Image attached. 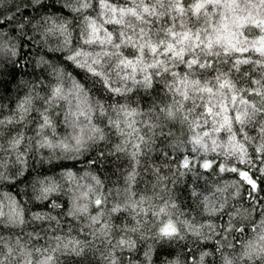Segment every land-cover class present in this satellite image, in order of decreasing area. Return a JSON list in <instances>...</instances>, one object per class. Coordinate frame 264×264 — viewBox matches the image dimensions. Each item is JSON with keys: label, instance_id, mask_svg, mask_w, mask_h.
Instances as JSON below:
<instances>
[{"label": "snow or ice", "instance_id": "snow-or-ice-1", "mask_svg": "<svg viewBox=\"0 0 264 264\" xmlns=\"http://www.w3.org/2000/svg\"><path fill=\"white\" fill-rule=\"evenodd\" d=\"M29 64L41 74L13 100L4 77ZM157 137L180 176L186 151L245 165H218L238 177L235 192L193 191L202 221L174 218L171 197L137 196ZM249 148L264 164V0H13L0 11V185L19 181L44 205L0 194V264H154L157 244L189 238L183 264H264V167L251 172ZM121 155L123 185L106 188L97 170ZM34 164L52 175L32 176ZM152 172V189H166ZM245 185L247 206L230 204ZM63 192L67 205L52 198Z\"/></svg>", "mask_w": 264, "mask_h": 264}, {"label": "trees", "instance_id": "trees-1", "mask_svg": "<svg viewBox=\"0 0 264 264\" xmlns=\"http://www.w3.org/2000/svg\"><path fill=\"white\" fill-rule=\"evenodd\" d=\"M13 7V0H5V3L0 4V11L8 12ZM33 56H40L45 54V50L42 48H33L32 49ZM51 57V54H48ZM10 67V66H9ZM26 74L17 75L15 78L12 76H5L4 79L8 83V95L15 100L17 96L23 95V89L17 90V84L20 80H32L35 79L36 76L41 74L40 70L33 71V67L31 64L28 65L27 69L24 70ZM54 83V82H53ZM143 95V93H141ZM107 99V98H105ZM138 99V98H137ZM4 103H8L7 97L3 101ZM141 105L143 108H147L148 101L145 99L141 101ZM11 107V105H9ZM7 114V113H4ZM178 125L173 128V132L179 135L177 131ZM58 131H63V129H58ZM147 129L143 128L142 133H147ZM119 137L115 134L110 136V141L108 147L110 148L113 143L117 142ZM162 138H156V144L153 145L155 149L153 152L149 153L146 156L141 158V165L138 168L140 175L137 177V184L135 186V190L137 191V196L141 194H147L149 196L155 197L153 199L154 204H162L163 200L158 197L162 196L164 199H168L169 197L175 201L177 207L172 209L174 213V218L177 216L180 219H193L196 221H202L205 217L201 216L200 213V205L199 201L202 199V195L212 196L217 188L223 189L222 195L225 197H229L231 193L235 192V188L232 186L233 182L238 179L235 173L231 172H223L219 171L218 165L226 164L227 166H236L241 169L245 168V165L238 164L235 160L225 161L222 156H218L215 153H209L207 156L200 155L197 156L195 153H191L190 151H186L184 154L188 155L190 159L193 160V166L191 171H186L184 169H180V171L186 172L185 175L180 176L177 173V163L178 161H174L171 157H166L162 153L165 151H171L167 146L161 142ZM190 145L188 148L190 149ZM249 153L253 157L255 167L251 168V172L255 175H259L257 169L260 167H264V164L261 163V160L256 158L252 149L249 148ZM172 156H176V153H172ZM115 159V158H113ZM212 161V168L205 170L201 167L203 160ZM30 164L32 162L30 161ZM80 167V166H78ZM129 161L123 155H121L119 160H116L115 163H110L105 166L103 169H98L97 174L104 181L105 187L110 188L114 185H123V175L124 169L129 168ZM154 168L160 169V175L167 177L164 183L167 185L166 189L161 190L160 187L154 191L152 189V184L155 183L156 177L153 174L152 170ZM47 173L48 175H52L51 172H48V166L44 165L41 167L39 164H34L32 167V176H36L38 174ZM176 173V175H173ZM175 180V183L172 181ZM81 183H88V181H81ZM246 185L240 188V195L235 199H229V203L232 205H244L247 206V200L245 199L247 193L245 192ZM65 188L67 185L65 184ZM25 184L17 181L15 186L9 184L0 185V194L7 195L11 193L16 197L17 200L23 201L26 203V208H30L33 211L40 210L44 208L42 204H36L31 202V189H27V194H25ZM195 191L197 193L202 194L200 197L192 196V192ZM71 193L63 192L60 195H54L52 198L57 201L65 203L67 205V201ZM217 196H221V193H216ZM264 195V193H262ZM27 214V213H26ZM16 231V230H10ZM5 235H7V231H5ZM144 245H141L143 248ZM188 247H193L191 238L187 241L173 242L171 244L165 243L163 247L159 244L156 245L157 250L160 255L154 256V264H160L161 256H167L169 259H177L179 258L181 264H183V258ZM136 255H139L137 253ZM90 264H102L99 254L96 256L89 257Z\"/></svg>", "mask_w": 264, "mask_h": 264}]
</instances>
